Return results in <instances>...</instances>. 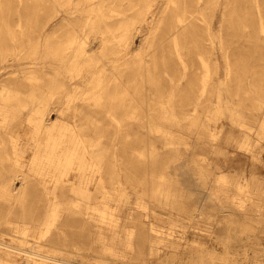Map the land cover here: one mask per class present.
<instances>
[{
    "label": "rangeland",
    "instance_id": "rangeland-1",
    "mask_svg": "<svg viewBox=\"0 0 264 264\" xmlns=\"http://www.w3.org/2000/svg\"><path fill=\"white\" fill-rule=\"evenodd\" d=\"M59 4L53 17V0H0V91H7L5 97L0 95V104L13 106L22 123L31 127L45 108L31 99L32 93L44 95V102L52 107L58 86L81 87L84 93L70 102L73 109L66 116L78 126L76 132L86 145L99 138L115 152L114 161L112 152L106 156L90 200L92 206L101 207V198L107 194L114 221L101 224L93 209L84 218L72 216L61 205L47 237H55L59 230L75 232L80 235L83 256L73 261L64 251L69 246H46L47 237L37 243L28 238L26 245L33 247L36 263L172 264L136 259L140 249L147 248L144 230L150 222L159 236L182 245L176 264L186 263L191 254L196 260L201 251L211 254L204 259L214 258L212 264H264V0H59ZM86 20L89 25L84 27ZM49 21L48 32L42 34ZM75 29L81 31L72 39ZM82 49L87 52V59L81 57L86 60L84 78L65 82ZM201 60L210 71L206 84ZM170 113L177 119L168 118ZM239 115L259 127L247 130ZM49 116L55 119L56 113ZM205 119L207 124L196 127ZM151 125L158 126V133ZM209 127L219 129L216 139ZM160 131L168 133V140L187 142L190 148L165 146ZM245 133L251 150L240 145ZM176 149L189 155L203 172H210L220 198L228 196L224 211L205 205L200 220H211L205 226L201 223L196 237L192 229L169 221L176 218V209L133 189L146 191L150 180L164 173L173 185L172 169L165 165L174 164ZM29 155L30 151L25 161ZM39 182L32 178L31 189L16 204L37 219L45 204ZM7 183L8 178L0 176V187ZM68 186L63 181L56 184L59 201H65ZM121 194L126 195V203H119ZM143 201L148 204L145 210L138 206ZM6 205L0 198L2 244H9L14 234L2 224ZM113 232L121 241L98 240L100 233ZM129 233L132 249L127 245ZM15 243L18 251L28 250ZM162 248L161 258L167 251ZM12 255L1 251L0 264L23 263L22 253Z\"/></svg>",
    "mask_w": 264,
    "mask_h": 264
},
{
    "label": "bare ground",
    "instance_id": "bare-ground-1",
    "mask_svg": "<svg viewBox=\"0 0 264 264\" xmlns=\"http://www.w3.org/2000/svg\"><path fill=\"white\" fill-rule=\"evenodd\" d=\"M53 2L56 8L55 15L53 16L55 17L59 11L58 7L61 6L59 0H53ZM146 13V11L143 12L142 22L146 19ZM86 21L84 27L89 25V21ZM49 23L50 21L42 27V34L48 32ZM179 23H182V20ZM79 31L75 29L72 39H77L80 33ZM261 31H264L262 25ZM211 41L213 44V37ZM86 53L82 49L80 56L74 59L72 67L68 69L69 76L64 80L65 82L71 83L75 78H84V64L86 63L84 59H87ZM82 56L84 59L81 58ZM201 64L204 72L202 83L206 84L211 78L210 71L208 64L204 60H201ZM53 81H57V77ZM218 86V89L222 91L223 85L219 84ZM72 89V91L69 90L65 85L58 86L55 92V102L51 103L53 105L52 107L48 106L49 102H44V95L32 93L31 99L36 100L37 105L44 103L45 108L41 115L35 118L36 122L31 127L22 123L19 113H16V109L13 106H8L3 103L0 104V176L8 178L7 185L0 187V198L7 204L2 224L14 233L11 235L12 240L9 244L0 243V252L3 251L4 256L9 257H12V254L17 252L25 256L23 263L13 261L10 264H37L34 259L35 254L31 251L33 247L26 245L27 239H35V243H37L38 240L46 238L54 226L57 211L61 205H66L67 210L72 216L80 215L84 218L85 215H88L86 213L87 210L93 209L96 210L99 218L98 221L101 224L108 226L114 221L112 213L108 210L111 206L106 202L110 198L107 194H104L101 198V207L92 206L90 200L93 194L92 187L101 172L106 156L112 152L111 155L114 161L116 160L115 152L110 146H103L99 138H97V141H92L86 145L84 140L76 132L78 126L69 122V117L66 116V113L73 109L70 106V102L79 98L84 93L78 85H75ZM6 94V90L2 89L0 91L2 98ZM62 103L66 106L62 107ZM20 112H23V110L20 109ZM50 112L56 113L55 119L50 118ZM168 118L177 119L173 113H170ZM183 118L187 119L189 117L184 116ZM238 120L247 130L259 127V123L245 119L242 115L238 116ZM207 123L208 121L206 119L199 120L196 127H203ZM150 128L157 130V133L159 131L158 126L151 125ZM209 132L214 139L220 133L218 128L212 127H209ZM159 133L161 136H164V142H162L165 146L182 144L168 140V133L165 131H160ZM182 145L184 149L190 148L187 142H183ZM240 145L251 150V140L246 133L240 141ZM8 147L10 152L7 150ZM29 151V158L25 161L26 154ZM152 158H155L153 154L150 155V159ZM152 161L153 163H157L156 158ZM172 163L174 164L165 165V168L172 169L170 175L174 176L175 183L173 185L169 183L166 178V173H164V175L159 176L158 181L151 179L149 188L146 191L139 189L137 186H133V189L136 192L135 194L143 195V197L147 196V198L157 200L165 206L168 205L176 209V218L169 221L171 223L177 221L183 225L182 227L184 229H192L190 231L191 235L196 237L197 234L195 232L201 229V223L205 226L211 220L210 217H206L202 221L200 220L204 214L205 205L208 203L217 211H224L228 208L224 202L228 196L224 194V197L220 198L217 195V190L212 187V179L209 178L210 172H203L197 164L190 162L189 155L187 156V154L181 153L176 149V156ZM220 177L222 179L224 178V176ZM32 178L40 180L39 183L42 184L41 189L45 194L44 213L39 219L32 212L26 213L24 208H16V204L20 203V199L24 196L25 192L31 189L30 182ZM59 181L69 183L66 197L63 199L65 201H59L57 199L56 184ZM17 182L19 183L18 186ZM237 185H239V188H242L240 183L237 182ZM241 190L240 193L243 194ZM118 200L121 204L126 203V195L121 194ZM173 200L176 201V204L173 203ZM170 201H172V204L169 203ZM138 206L145 210L148 204L143 201L139 202ZM257 207L255 205V208ZM136 220L140 222V219ZM149 223L147 230H144V232L146 231L147 248L142 247L136 259L149 262L155 261L156 263L170 261V263L176 264L175 261L181 259L180 256L182 253L179 254L178 251L182 245L174 240L159 236L157 231ZM249 235H253V233L251 232ZM256 237L254 236V240L257 239ZM79 238L80 235H77L75 232L70 231L65 234L59 230L55 237H47L48 243L46 246H49V244L69 246L68 249L64 250L67 252V256L73 261H80L83 253L82 247L80 246L81 243L78 240ZM115 239L121 241L117 232L110 233L109 236L100 233L98 240L105 243ZM142 239L143 237L141 236V241ZM143 240L145 241V239ZM15 242H18L20 246H27L28 250L18 251L14 246L16 244ZM127 245L129 249L133 248L131 233L127 236ZM161 246L163 247V251L167 249L162 254V258L158 253ZM191 255L186 263L177 264H212L214 260L211 257L205 261L204 257L211 255L209 252L201 251L196 260L193 254Z\"/></svg>",
    "mask_w": 264,
    "mask_h": 264
}]
</instances>
